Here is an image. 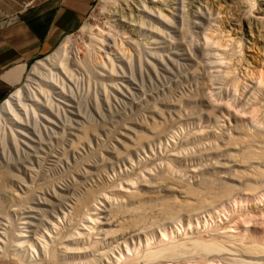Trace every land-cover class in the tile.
Here are the masks:
<instances>
[{
	"label": "rangeland",
	"instance_id": "obj_1",
	"mask_svg": "<svg viewBox=\"0 0 264 264\" xmlns=\"http://www.w3.org/2000/svg\"><path fill=\"white\" fill-rule=\"evenodd\" d=\"M263 24L264 0H95L0 111V264H264L224 249L264 244Z\"/></svg>",
	"mask_w": 264,
	"mask_h": 264
},
{
	"label": "crops",
	"instance_id": "obj_2",
	"mask_svg": "<svg viewBox=\"0 0 264 264\" xmlns=\"http://www.w3.org/2000/svg\"><path fill=\"white\" fill-rule=\"evenodd\" d=\"M94 1L0 0V103L18 88L30 63L81 26Z\"/></svg>",
	"mask_w": 264,
	"mask_h": 264
},
{
	"label": "bare ground",
	"instance_id": "obj_3",
	"mask_svg": "<svg viewBox=\"0 0 264 264\" xmlns=\"http://www.w3.org/2000/svg\"><path fill=\"white\" fill-rule=\"evenodd\" d=\"M245 5V4H244ZM248 13V12H247ZM249 14V13H248ZM249 16H247V18H248ZM255 18H257V17H255ZM245 19V18H244ZM251 19V18H250ZM253 19H254V17H253ZM262 19V18H261ZM255 20V19H254ZM257 21H258V18H257ZM256 21V22H257ZM262 21V20H261ZM249 22H251V20H249ZM255 22V21H254ZM264 25V24H263ZM71 41L69 40V42L67 41L66 43H70ZM64 43V42H63ZM64 45V44H63ZM68 46V45H67ZM62 48V47H61ZM59 52H60V50H59ZM73 52V51H72ZM61 53V52H60ZM60 55V54H59ZM72 59L71 58H69L70 59V64H72V65H75V64H77L78 63V59H77V55H76V53L75 52H73L72 54ZM54 56V55H53ZM56 56V55H55ZM58 59V58H57ZM64 60V59H63ZM62 60V61H63ZM50 65V64H49ZM56 65V64H55ZM60 65V64H59ZM61 65H63V64H61ZM36 67L37 66H35L34 68L36 69ZM38 67H40V66H38ZM38 67H37V69H38ZM63 67H64V65H63ZM73 67V66H72ZM43 69V68H42ZM68 69V68H67ZM71 70H73V69H71ZM35 71V70H34ZM36 71H39V70H36ZM68 72V71H67ZM73 74V73H72ZM43 77V76H42ZM73 77V76H72ZM71 78V77H70ZM69 80V79H68ZM56 81V80H55ZM29 86V85H28ZM27 86V87H28ZM28 90V89H27ZM30 91V90H29ZM24 93V91H23V89H18V90H16L12 95L10 94L9 96H8V98L4 101V103L2 104V106L0 107V111H1V114H3V112H5V111H8V109L9 108H11V106H12V109H14L13 108V105H15L18 101H20L21 100V95ZM36 93V92H35ZM49 93V92H48ZM30 94V93H29ZM31 95V94H30ZM21 97V98H20ZM20 98V100H18ZM31 98H32V96H31ZM20 102H18L17 104H19ZM18 106V105H17ZM12 109H10L9 110V112L12 110ZM18 109V108H17ZM23 110V109H22ZM8 112V113H9ZM12 113H13V111H12ZM16 114V113H15ZM19 115V114H18ZM28 115V114H27ZM14 116V115H13ZM25 116H26V114H25ZM16 117H17V115H16ZM1 127H2V125H0ZM1 127H0V129H1ZM4 129V128H3ZM11 129V128H10ZM12 130V129H11ZM3 133V130L0 132V135ZM5 133V132H4ZM3 133V134H4ZM2 136V135H1ZM4 136H5V134H4ZM259 137L260 136H258L256 139L257 140H259V142H260V140H261V138L259 139ZM10 140H11V138H10ZM254 140H255V138H254ZM257 140H256V142H257ZM14 142V141H13ZM2 144V143H1ZM16 148V147H15ZM263 148H261L260 150H262ZM259 150V151H260ZM261 152V153H260ZM259 152V154H264V150L263 151H260ZM256 155H258L257 153H254V152H251V153H249V155H248V152H246V156H247V158H248V156H249V158L251 157H254V156H256ZM244 156H245V154H244ZM257 157V156H256ZM247 158H245L246 159V161L248 160ZM250 158V159H251ZM244 159V158H243ZM249 159V160H250ZM253 159V158H252ZM254 159H255V157H254ZM253 159V160H254ZM248 160V161H249ZM245 161V160H244ZM256 174V173H255ZM258 174H256L255 176H257ZM254 176V177H255ZM261 179H264V173L262 174V173H260V175H258ZM252 178L253 177H251V180H252ZM256 178H258V177H256ZM256 178H254V179H256ZM209 187H205L204 189H202V190H200V191H197V193H194V194H190V195H196V197H197V199L193 202V203H191L190 205H189V208H188V211H198V210H202V209H206V208H208V207H210L213 203H215V201H217L220 197H224V195H225V197H226V193H228V191L227 190H218L217 192H213V191H211L210 189H208ZM230 193V192H229ZM199 198V199H198ZM86 199V198H85ZM82 201V200H81ZM84 203H86V202H84ZM85 205V204H84ZM139 212V211H138ZM166 212H168V211H166ZM173 211H171L170 210V213H172ZM167 214H169V213H167ZM91 216V215H90ZM123 216H125V215H123ZM134 217V216H133ZM128 218V217H127ZM130 219V218H129ZM117 220V219H116ZM140 220H141V218H140V215H139V217L137 216V218H133L132 220H131V223H132V226L134 227V226H137L138 225V223L140 222ZM113 221V220H112ZM229 236H230V234H228ZM228 235H224V238H228ZM232 235V234H231ZM234 236V235H233ZM232 237V236H231ZM230 237V238H231ZM233 238V237H232ZM220 239H222V238H220ZM224 240V239H223ZM228 240H230V239H228ZM235 240V239H234ZM226 240H224V241H222V242H225ZM220 243V242H219ZM229 243H231V242H229ZM244 243V242H243ZM247 243V242H246ZM170 244V243H169ZM253 244V243H252ZM251 244V246H243V244H241V245H236V244H233V245H226V247L224 248L225 250H230V251H239V252H241V253H243V254H257V253H264V244H260V245H252ZM258 244V243H257ZM194 246H192V247H194V248H196V249H199V248H201V247H206V249L207 248H209V247H213L215 250H218L219 249V247H220V245L219 244H216V245H214V244H200V243H194L193 244ZM222 245V244H221ZM225 245V244H224ZM247 245V244H246ZM159 247V246H158ZM221 248H223V246H221ZM205 249V250H206ZM176 252V250H175V247H171V246H162L159 250H157V251H154L153 253H151V254H149L148 253V257H154V256H156V255H173L174 253ZM11 253V252H10ZM258 255V254H257ZM146 256V255H145ZM169 256V257H170ZM11 257V256H10ZM21 257V256H20ZM157 257V256H156ZM149 259H151V258H149ZM31 260V259H30ZM35 260V259H34ZM136 260V259H135ZM40 263V262H39ZM102 263V262H101ZM41 264V263H40Z\"/></svg>",
	"mask_w": 264,
	"mask_h": 264
},
{
	"label": "built area",
	"instance_id": "obj_4",
	"mask_svg": "<svg viewBox=\"0 0 264 264\" xmlns=\"http://www.w3.org/2000/svg\"><path fill=\"white\" fill-rule=\"evenodd\" d=\"M31 5L30 3H27L26 6Z\"/></svg>",
	"mask_w": 264,
	"mask_h": 264
}]
</instances>
